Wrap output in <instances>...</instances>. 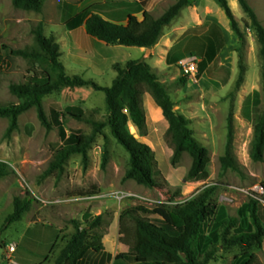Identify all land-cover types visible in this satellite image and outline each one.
<instances>
[{
    "label": "rangeland",
    "instance_id": "rangeland-1",
    "mask_svg": "<svg viewBox=\"0 0 264 264\" xmlns=\"http://www.w3.org/2000/svg\"><path fill=\"white\" fill-rule=\"evenodd\" d=\"M98 1L45 0L42 12L35 13L16 8L12 0H0V106L19 103V98L11 92V86L23 84L34 71L46 69L55 77L50 63L11 54V50L37 48L33 31L43 22L45 35L54 36L60 44L61 61L68 75H80L109 87L117 75L113 68L115 64L124 66L129 60L144 58L160 81L168 85L176 109L189 120L195 138L209 149L210 177L206 182L186 181L192 165L189 154H184L180 163L173 165V148L167 138L169 124L162 113L155 112L158 107L146 92L143 103L148 135L140 137L133 127L131 131L152 148L162 172L161 187L149 188L133 180H125L130 169V156L112 136L109 127L95 138L88 150L86 164L82 155H74L62 172L43 178L55 150L63 145L58 122L67 134L80 131L90 135L95 122L107 120L103 91L92 87H63L43 99L45 112L53 123L51 131L41 124L35 108L19 117V128L9 137L6 135L9 120L0 118V162L9 170L8 176L0 178V264H13L14 261L23 264L20 255H27L28 242L36 243L37 240L32 239L35 233L39 241L48 238L52 242L41 264H55L61 250L76 232L74 222L78 221L82 229L88 220L100 215L105 219L104 250L106 245L109 250L117 247V256L127 254L129 246L121 233V216L125 210L136 206L171 208L215 185L218 213L205 223L194 247L201 253L214 251L217 261L209 264H246L250 255L254 256L252 264H264V241L261 246L255 245L249 250L241 246L228 247L223 243L224 223L229 219L237 221L230 234L237 228L244 231L251 225L248 213H240L241 209H247L251 197L260 202L258 216L264 224L260 186L264 182V162H254L249 155L254 124L261 115L264 102L263 59L256 31L245 27L246 20L238 19L245 41L240 44L237 38L238 46L232 53L230 47L226 48L202 75H197L196 80L184 75L179 62L166 65L161 56L163 52L155 55L152 51L141 52L139 47L107 46L89 35V40L79 38L86 57L77 56V61L70 60L68 32L80 19L87 17L89 12L86 10ZM176 2L165 0V6H156L152 16L160 18ZM168 5L171 6L167 8ZM251 6L260 18H264V0H251ZM190 17L185 14L179 16L164 29L161 39H170L174 35L175 45L170 56L175 60L183 53V48L176 46L189 35L190 29L178 38L179 34H173L174 27ZM188 23L192 25L193 21ZM199 62L196 57L198 67ZM82 67L88 68L87 71ZM67 107L81 109L83 117L68 115ZM230 119L233 124L232 151L241 167V174L221 169L220 158L226 153ZM104 153L107 154L105 166ZM16 197L31 199V208L22 220L6 226V218L14 210ZM214 236L218 239L215 237L213 240ZM11 245H16L14 253L9 251ZM127 260L132 262L133 259L128 257Z\"/></svg>",
    "mask_w": 264,
    "mask_h": 264
},
{
    "label": "trees",
    "instance_id": "trees-1",
    "mask_svg": "<svg viewBox=\"0 0 264 264\" xmlns=\"http://www.w3.org/2000/svg\"><path fill=\"white\" fill-rule=\"evenodd\" d=\"M195 1L197 0H177L158 19L144 12L142 20L135 15L128 14L121 21L104 17L105 15L113 17L109 11L112 3H95L86 10L89 14L85 21V30L90 37L107 46L123 45L153 49L160 42L164 29ZM12 2L18 9L35 13H41L45 4V0H12ZM219 2L231 22L233 33L242 44L245 41V35L233 14L229 0H219ZM238 2L249 18V22H245V27L253 28L258 36L260 55L263 59L264 88V27L248 0H238ZM113 4L123 7L129 5L124 2ZM189 32V35L176 47L183 48V55L189 53L201 58L198 67L200 76L217 58L224 45V39L217 25L193 28ZM33 33L37 48L11 50V54L30 60L46 61L50 63L56 75L54 77L48 70L42 69L40 72L34 71L28 75L23 84L11 86V92L20 101L9 107L0 106V118L9 120L7 137L18 130L19 117L33 108L36 109L41 124L47 131H51L53 123L45 112L43 99L63 87H92L96 91H103L107 109V120L95 122L90 135H85L80 131L67 134L62 124L58 122L63 145L55 150L43 178L62 172L68 160L74 155H82L86 164L88 150L95 138L109 127L112 136L130 156V169L126 172L125 180H133L149 188L161 187L162 172L152 148L131 131L134 127L140 137L148 135L147 115L143 103V96L148 92L169 124L167 138L173 148V165H178L184 154H189L192 158V165L186 181L206 182L209 179L211 160L209 149L195 138L193 130L189 127V120L176 109L168 85L160 81L144 58L129 60L124 66L115 64L113 68L117 75L112 85L103 87L92 79L67 74L61 61L60 44L54 36L45 35L43 22L37 25ZM66 113L77 118L83 117L82 110L77 107H67ZM232 143L233 124L230 119L227 149L225 155L220 158V164L224 172L232 170L241 174V167L232 151ZM249 155L254 162H264V102L261 115L254 124ZM106 163L107 154L104 153L103 166ZM8 175L7 165L0 162V178ZM260 186L263 189L261 199L264 201V182ZM216 190V185L206 187L190 200L171 208L148 209L136 206L125 210L121 216V233H123V241L129 246V252L117 258L131 257L134 264H209L217 261L214 251L201 253L194 247V241L202 235L205 223L218 213ZM31 204L32 200L29 198L16 197L14 210L6 218L5 225L8 226L22 220L25 213L30 210ZM259 204V200L251 197L247 209H241L240 213H248L251 220V225L246 230L240 231V228H237L233 234H230V229L236 228L237 221L229 219L224 223L223 243L225 246H241L249 250L255 245H262L264 224L258 216ZM74 224L76 232L61 250L55 264H80L88 253L104 251L105 219L103 215L88 220L82 229L78 221ZM248 258L246 264H252L254 256L250 255Z\"/></svg>",
    "mask_w": 264,
    "mask_h": 264
},
{
    "label": "crops",
    "instance_id": "crops-1",
    "mask_svg": "<svg viewBox=\"0 0 264 264\" xmlns=\"http://www.w3.org/2000/svg\"><path fill=\"white\" fill-rule=\"evenodd\" d=\"M98 2L112 3L110 4L111 6L109 7V11L114 18L111 16H107V15H105L104 17L106 19H110L114 21H118V20L121 21V19L128 14L135 15L139 20H142L144 12H148L152 15L153 9L156 6H160V7L163 5L165 6V3H164L165 0H99ZM117 2L118 3L124 2L129 5L126 7H123L122 5L113 4ZM248 2H249V5L251 6V0H248ZM229 5L237 21L238 19L241 21L243 20L249 21L248 18L245 16L246 14L241 8L238 0H229ZM170 6L171 5H168L167 8H169ZM251 8L255 10L252 6ZM255 13L264 27V18L262 17L260 18L256 10H255ZM184 14L191 15V17L185 19L183 23L180 22V24H177V26L174 27L173 34L175 35L179 34L178 38L183 37L186 34V32H188L189 29L191 28L204 27L206 25H217L219 27L221 34L223 36V39H224V45L221 48L215 61L219 59L220 53L224 52L226 48L230 47L229 51L232 53V51L238 46V40L232 31L231 22L228 19L226 13L221 8L219 0H197L193 4V6H189L188 8L184 9L180 16ZM87 17H85L84 19H80V22L68 32V39H69V46H70L68 50L70 52V60H76L77 56L86 57L85 55L86 52L83 51L79 43V38L80 39L84 38V40H89L87 36L88 34L86 33V30H85V21ZM155 19H158V18H155ZM191 20L193 21V24L189 25L190 23L188 22ZM173 36L171 35L170 39H164V38L161 39L160 42L153 49L140 48V51L144 53H148L152 51L153 53H155V55L156 53L163 52L161 56L166 65L168 64V66H172L174 61L179 62L178 64H180L182 60L192 55L189 53H185L183 55L182 53V55L177 57L176 60L175 58H171L170 52H171V49L175 45V41L174 39H172ZM229 57L230 55L227 57V59ZM199 59L201 61V58ZM215 61H213L211 64H213ZM82 68L84 71H87L88 69V68L86 69L85 67H82ZM155 112L159 114L162 113L161 109L159 108H157ZM117 235H118V229H117ZM108 236L109 235H107L106 238H108ZM38 237L39 236L35 233L32 239L37 240L36 243L28 242L29 244L27 245V249H28V253H26L27 255H20V258L23 264H41L42 260L49 253V250H50L49 246L52 243L50 242L51 240L49 241L48 238H45V239H42V241H39L40 238ZM215 237L216 236H214L212 239L214 240ZM120 245L123 247L122 243H120ZM116 250H117V247L112 250H109L105 245L104 251L100 253H94V252L88 253L84 257V259L80 262V264H134L133 260H131L132 262H129L127 260L128 257L117 258L118 256L116 254L117 253ZM125 261H128V263H125Z\"/></svg>",
    "mask_w": 264,
    "mask_h": 264
},
{
    "label": "built area",
    "instance_id": "built-area-1",
    "mask_svg": "<svg viewBox=\"0 0 264 264\" xmlns=\"http://www.w3.org/2000/svg\"><path fill=\"white\" fill-rule=\"evenodd\" d=\"M180 65L183 69L184 75L190 76L192 79L196 80V77L198 75V65L196 63V57L189 56L188 58L182 60L180 62ZM9 251L11 253H14L16 251V245H11ZM13 264H19V263L14 261Z\"/></svg>",
    "mask_w": 264,
    "mask_h": 264
},
{
    "label": "water",
    "instance_id": "water-1",
    "mask_svg": "<svg viewBox=\"0 0 264 264\" xmlns=\"http://www.w3.org/2000/svg\"><path fill=\"white\" fill-rule=\"evenodd\" d=\"M149 51V50H148Z\"/></svg>",
    "mask_w": 264,
    "mask_h": 264
}]
</instances>
